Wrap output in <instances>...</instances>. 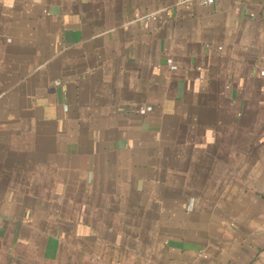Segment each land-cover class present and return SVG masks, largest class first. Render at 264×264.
<instances>
[{"label":"crops","instance_id":"1","mask_svg":"<svg viewBox=\"0 0 264 264\" xmlns=\"http://www.w3.org/2000/svg\"><path fill=\"white\" fill-rule=\"evenodd\" d=\"M182 1L0 0V264H264V0Z\"/></svg>","mask_w":264,"mask_h":264},{"label":"built area","instance_id":"2","mask_svg":"<svg viewBox=\"0 0 264 264\" xmlns=\"http://www.w3.org/2000/svg\"><path fill=\"white\" fill-rule=\"evenodd\" d=\"M191 1H197L202 5L211 6L215 3V0H183L182 3H187ZM171 63V62H170ZM172 69H176V67L172 66ZM262 75H264V72H262ZM144 113V111H142Z\"/></svg>","mask_w":264,"mask_h":264}]
</instances>
